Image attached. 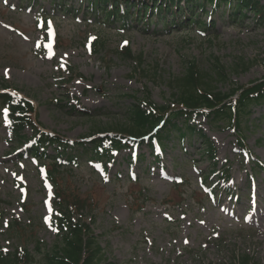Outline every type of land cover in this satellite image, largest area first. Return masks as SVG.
Returning a JSON list of instances; mask_svg holds the SVG:
<instances>
[{"label":"rangeland","instance_id":"obj_1","mask_svg":"<svg viewBox=\"0 0 264 264\" xmlns=\"http://www.w3.org/2000/svg\"><path fill=\"white\" fill-rule=\"evenodd\" d=\"M60 1L69 12L59 5L52 11L51 0H0V92L7 86L28 97L41 127L70 140L88 145L98 129L128 124L126 110L135 100L126 95L172 102V79L189 61L209 70L219 59L229 77L214 83L220 91L264 77V22L251 12L232 21L228 5L215 11L207 4V15L199 7L191 15L214 19V27L166 33L153 17L154 32L143 24L123 32L84 15L86 0ZM125 42L131 57L118 50ZM241 59L247 70L235 71ZM67 95L77 99L76 110ZM188 122L200 134L183 141L168 134L156 152L145 139L114 152L105 165L84 154L64 168L65 186L92 203L80 218L112 264H235L242 255L264 264V167L255 166L264 164V102L241 123L243 146L223 120L200 115ZM21 135L0 110V249L25 247L34 255L31 264H40L63 235L52 220L55 186L42 169L47 164L29 152L32 128ZM205 137L215 148V168Z\"/></svg>","mask_w":264,"mask_h":264},{"label":"trees","instance_id":"obj_2","mask_svg":"<svg viewBox=\"0 0 264 264\" xmlns=\"http://www.w3.org/2000/svg\"><path fill=\"white\" fill-rule=\"evenodd\" d=\"M51 1L53 2L52 11H55L58 5L60 11H70V9H66L64 3L60 4L62 1ZM181 1L86 0L83 10L84 15L91 13L96 20L100 19L105 25L118 26V29L123 32L130 31L135 24H143L145 29L149 30L153 24V17H156L157 22H161V29L166 33L193 25H197L198 29L205 30L207 27H214V19L209 18L207 22H204L201 16L199 19H193L191 14L194 8L199 7L203 9L204 15H207V11L204 10L207 4L212 5L215 11L221 6L228 5L229 19L232 21H239L246 16L247 12H251L256 23L264 22V5L257 0H186L183 4ZM42 12L44 11L42 10ZM155 30L156 28L153 27L152 32ZM93 45L96 46V41H93ZM97 45L99 48L102 42H98ZM118 50L122 52L123 56H133L128 44L122 45ZM239 69L247 70L243 59L234 66L235 71ZM227 81H229L228 73L226 68L219 63V59H216L209 70L202 69L194 60L189 61L183 75L172 79L173 88L176 90L172 94L174 99L172 102L158 105L150 101L148 94L142 97L126 95L135 100V103H132L126 110L128 124L121 127L112 126L107 129H98L94 134L98 137L92 138L88 145L70 140L57 132L43 129L36 120L37 113L31 100L8 91L0 92V110L2 112L3 108L7 110V116L15 136L20 139L26 126L32 128L30 152L43 165L47 164V167L44 166V168L48 178L55 186L57 212L54 215L53 223L58 228V233L63 236L60 242L55 243L50 250L44 252V262L40 264H112L107 262L89 225L78 219V215L82 214L85 208L92 209V203L87 197L78 195L76 190L65 186L63 180L64 168L76 165L79 156L85 154L89 159L106 163L110 160L113 151L127 146L121 136L133 137L140 142L146 138L152 149L154 139H157L161 145L168 134L183 141L186 135L196 132L200 134L199 130L188 122L191 117L200 115L217 122L225 121L238 135L239 144L244 145V137L241 136V123L244 119H248L254 105L264 101V77L252 80L246 85L234 87L229 85L227 91H220L214 85L217 82ZM67 97L71 110H76L79 106L77 99L70 95ZM79 111L82 116L92 114L83 109H79ZM178 118L183 119L181 124L177 122ZM164 133H166L165 136ZM100 134L102 135L99 136ZM204 141L207 148L206 153L214 161L213 144L206 137ZM50 148L55 150V155H48L47 151ZM70 150L74 151V155L69 154ZM75 153L79 154L75 156ZM216 165L217 163L214 161L212 166L216 167ZM19 229L18 236H21L22 230ZM36 244L39 247L40 243L36 242ZM33 261L34 255L25 247L14 252L0 249V264H29ZM238 264L257 263L243 255L239 258Z\"/></svg>","mask_w":264,"mask_h":264},{"label":"snow or ice","instance_id":"obj_3","mask_svg":"<svg viewBox=\"0 0 264 264\" xmlns=\"http://www.w3.org/2000/svg\"><path fill=\"white\" fill-rule=\"evenodd\" d=\"M5 2H7V0H5ZM51 34V33H50ZM201 223H203V221L201 222ZM186 243H187V241H185Z\"/></svg>","mask_w":264,"mask_h":264}]
</instances>
